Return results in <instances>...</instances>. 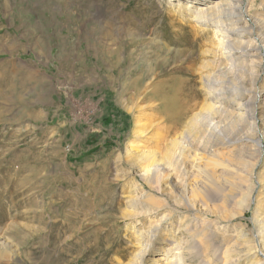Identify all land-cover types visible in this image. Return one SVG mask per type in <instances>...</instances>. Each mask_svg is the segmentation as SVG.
Returning <instances> with one entry per match:
<instances>
[{
	"label": "rangeland",
	"instance_id": "obj_1",
	"mask_svg": "<svg viewBox=\"0 0 264 264\" xmlns=\"http://www.w3.org/2000/svg\"><path fill=\"white\" fill-rule=\"evenodd\" d=\"M222 1L0 0V264L263 258L264 51L227 56ZM242 4L225 32L264 45V0Z\"/></svg>",
	"mask_w": 264,
	"mask_h": 264
},
{
	"label": "bare ground",
	"instance_id": "obj_2",
	"mask_svg": "<svg viewBox=\"0 0 264 264\" xmlns=\"http://www.w3.org/2000/svg\"><path fill=\"white\" fill-rule=\"evenodd\" d=\"M180 1V0H179ZM223 2V3H222ZM221 3H216L217 4V6H218V8L219 9H217V15H218V19H219V22L221 23V27H222V30H220V31H222V33H220L219 35L220 36H223V38L221 39V40H219V43L221 44V45H224V43H225V45L227 46H225L226 48H228L229 49V51L227 52V56L228 57H230V58H232V59H234L235 61L236 60H240V59H243V58H253L254 59V57H256V59L262 54V51H264V45H263V42H262V40H261V43H259L258 45H253V44H243L242 42H238L237 40H231V38H230V36L231 37H233V35L234 36H236V37H238V36H241V35H244V33H245V31H247V29L248 28H246V25H247V23H246V14H248V13H245V12H243V0H224V1H222ZM185 8V7H184ZM217 8V7H216ZM186 10H189L188 9V7H186L185 8ZM197 9H199V10H196V16H194V21H196V22H200V23H205L206 24V22H211V17L209 18L208 16H204V11H205V13L207 12V14H209V15H211V16H213V13H211V10L212 9H214V8H212L211 9V7L209 8V9H206V10H203V8L201 9V8H197ZM191 11V10H190ZM193 11H195V10H193ZM216 13V12H215ZM249 15V14H248ZM216 18V17H215ZM229 24V25H231L230 27V29H227L226 28V24ZM244 24V25H243ZM250 28H251V26H250ZM231 31L232 30V33H233V35L232 34H230V33H227V32H225V31ZM236 30H238V31H236ZM251 31H252V29H251ZM249 33L248 34H250V30L248 31ZM242 33V34H241ZM240 34V35H239ZM218 35V36H219ZM224 40H226L225 42H224ZM262 56V55H261ZM259 59V60H258ZM257 60L259 61V62H261V60H260V58H258ZM251 63V62H250ZM253 73V72H252ZM256 81V80H255ZM258 82V81H257ZM253 86V85H252ZM245 87V86H244ZM241 88H243V87H241ZM247 88V87H246ZM225 90V89H224ZM243 90V89H242ZM247 90H249V89H247ZM245 91V92H248V91ZM250 92V91H249ZM252 92V91H251ZM257 92V91H256ZM243 94V93H242ZM254 100V102H255V104H258V103H264V92H262V91H259V92H257L256 94H255V97L254 98H252L251 97V100ZM253 102V103H254ZM251 104H252V102H251ZM254 109H255V111H254ZM254 109H253V112H251V117H253L254 116V113H257L256 112V110L258 111V106H257V108H255L254 107ZM259 112V111H258ZM243 114V113H242ZM241 115V114H240ZM243 117H245V116H243ZM208 119V118H210V117H206L205 115H203V114H198L197 116H195L194 117V119H192L191 120V124L192 125H194L195 123H198V122H201V120H205V119ZM242 118V117H241ZM243 119V118H242ZM242 119H240V120H242ZM253 119V118H252ZM248 120V119H247ZM248 124V123H247ZM253 125V124H252ZM255 128V127H254ZM187 134V133H186ZM185 135H183L182 137H180L177 141H176V143H175V147H179V148H181V150H182V152H181V155H182V159L183 160H185V159H187V157L188 158H190V162H192V164H189L188 165V167H189V169L190 170H192L193 171V169H198V164H199V161H201L202 160V158H200L197 154H195V155H192V156H190V154H187L192 148H188V147H190V146H186L185 147V145H184V140L186 141V140H188V139H186L185 137H184ZM241 141V140H240ZM221 143V142H220ZM223 143V142H222ZM234 143H239V141L237 140V141H234ZM188 144V143H187ZM228 144V143H227ZM227 144L226 143H223V144H217L216 146L217 147H219V146H223V147H228L227 146ZM259 144V143H258ZM185 152H187V153H185ZM187 154V155H186ZM186 155V156H185ZM128 157H132V156H128ZM157 160L156 159H154V160H152V162H150L147 166H150L151 165V167H154V166H156L157 165ZM162 163V162H161ZM167 169V168H166ZM149 171H151V169L150 168H147L146 169V173H148ZM188 172H189V170H187ZM166 189H167V187H166ZM149 234V233H148ZM151 237H152V235H151ZM144 237L143 236H141V239H143ZM147 245L148 244H145L144 246H146V248H142L141 249V252H140V254L138 255L139 257H138V259L139 258H141V257H143L144 255H146V253H147ZM178 247H181L179 244H175L171 249H169L170 250V252H174V250H176V249H179ZM191 249H192V245H189V247L188 248H185V250H184V255H186V253H191ZM263 256V258H264V255H262ZM174 257L176 258L177 257V255H174ZM183 257H185V256H183ZM263 258H260V259H258V261H257V263L256 264H264V259ZM140 263V262H139Z\"/></svg>",
	"mask_w": 264,
	"mask_h": 264
}]
</instances>
